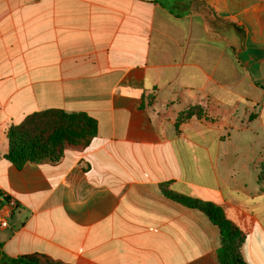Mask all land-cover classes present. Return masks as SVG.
<instances>
[{
	"label": "crops",
	"instance_id": "0c3cea01",
	"mask_svg": "<svg viewBox=\"0 0 264 264\" xmlns=\"http://www.w3.org/2000/svg\"><path fill=\"white\" fill-rule=\"evenodd\" d=\"M0 0V228L10 258L220 264L214 205L241 264H264V0ZM85 113L96 134L54 165L4 159L33 113Z\"/></svg>",
	"mask_w": 264,
	"mask_h": 264
},
{
	"label": "trees",
	"instance_id": "16d2710c",
	"mask_svg": "<svg viewBox=\"0 0 264 264\" xmlns=\"http://www.w3.org/2000/svg\"><path fill=\"white\" fill-rule=\"evenodd\" d=\"M158 4L176 17L190 13L192 0H147ZM96 134V121L85 113H65L62 110H45L28 115L6 133L8 150L3 156L20 168L25 163L54 165L65 152L81 153ZM259 182H264V162L260 165ZM166 194L184 206L203 212L219 228L221 246L217 251L220 264H241L237 250L240 239L236 228L225 219L214 205ZM0 264H66L42 253L7 257L0 244Z\"/></svg>",
	"mask_w": 264,
	"mask_h": 264
},
{
	"label": "built area",
	"instance_id": "2783aa9c",
	"mask_svg": "<svg viewBox=\"0 0 264 264\" xmlns=\"http://www.w3.org/2000/svg\"><path fill=\"white\" fill-rule=\"evenodd\" d=\"M14 208H16L14 197L0 193V228L8 226L7 217Z\"/></svg>",
	"mask_w": 264,
	"mask_h": 264
}]
</instances>
